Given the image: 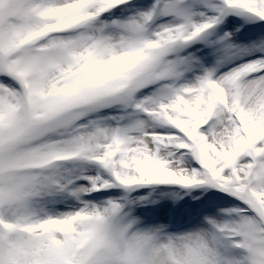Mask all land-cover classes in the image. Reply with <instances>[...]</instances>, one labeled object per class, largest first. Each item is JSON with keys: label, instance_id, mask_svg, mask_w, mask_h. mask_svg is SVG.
<instances>
[{"label": "snow or ice", "instance_id": "obj_1", "mask_svg": "<svg viewBox=\"0 0 264 264\" xmlns=\"http://www.w3.org/2000/svg\"><path fill=\"white\" fill-rule=\"evenodd\" d=\"M0 264H264V0H0Z\"/></svg>", "mask_w": 264, "mask_h": 264}]
</instances>
